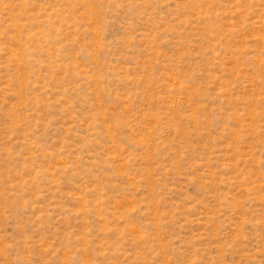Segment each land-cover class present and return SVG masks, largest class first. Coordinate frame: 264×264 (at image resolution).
<instances>
[{"label": "rangeland", "instance_id": "rangeland-1", "mask_svg": "<svg viewBox=\"0 0 264 264\" xmlns=\"http://www.w3.org/2000/svg\"><path fill=\"white\" fill-rule=\"evenodd\" d=\"M0 264H264V0H0Z\"/></svg>", "mask_w": 264, "mask_h": 264}]
</instances>
